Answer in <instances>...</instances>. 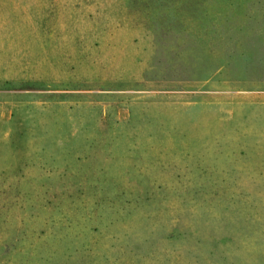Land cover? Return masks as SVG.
<instances>
[{
  "label": "rangeland",
  "instance_id": "374dc122",
  "mask_svg": "<svg viewBox=\"0 0 264 264\" xmlns=\"http://www.w3.org/2000/svg\"><path fill=\"white\" fill-rule=\"evenodd\" d=\"M0 264H264V0H0Z\"/></svg>",
  "mask_w": 264,
  "mask_h": 264
}]
</instances>
